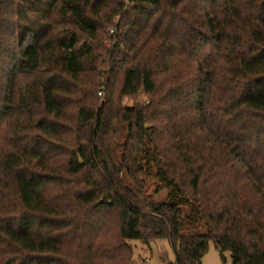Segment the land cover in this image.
<instances>
[{"label":"trees","instance_id":"trees-1","mask_svg":"<svg viewBox=\"0 0 264 264\" xmlns=\"http://www.w3.org/2000/svg\"><path fill=\"white\" fill-rule=\"evenodd\" d=\"M97 211L119 247L264 264V0H0V264Z\"/></svg>","mask_w":264,"mask_h":264},{"label":"rangeland","instance_id":"rangeland-1","mask_svg":"<svg viewBox=\"0 0 264 264\" xmlns=\"http://www.w3.org/2000/svg\"><path fill=\"white\" fill-rule=\"evenodd\" d=\"M112 49L110 43L107 45ZM102 75L96 77L95 85H104L109 89L118 88L119 79H110L109 73L102 68ZM95 80L93 78H90ZM31 78L25 81L29 82ZM85 78L84 82H88ZM105 97L98 99V105H102ZM145 100L144 95H140L138 102ZM97 101V100H96ZM106 101V98H105ZM133 101L125 98L122 105L131 106ZM76 105L70 114L73 115ZM124 138L119 139L122 144ZM71 186V185H70ZM75 186V184H72ZM72 188V187H71ZM159 200V199H158ZM82 232H64L61 237L62 253L59 259L51 261L49 264H175L176 256L172 244L169 240H159L146 245L140 241H128L124 247H119L117 215L114 212L87 213L85 221L80 224ZM76 234V235H75ZM226 261L223 262L220 252L213 242L209 245L207 254L202 259L201 264H232L231 253L225 254Z\"/></svg>","mask_w":264,"mask_h":264},{"label":"built area","instance_id":"built-area-1","mask_svg":"<svg viewBox=\"0 0 264 264\" xmlns=\"http://www.w3.org/2000/svg\"><path fill=\"white\" fill-rule=\"evenodd\" d=\"M118 23H119V18L116 19V21H115V25H117ZM110 34H111V35H114V34H115V31H114L113 29H111V30H110ZM110 45H111L112 47H114V43L110 42ZM100 95L103 96V93H100Z\"/></svg>","mask_w":264,"mask_h":264}]
</instances>
